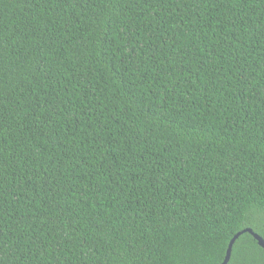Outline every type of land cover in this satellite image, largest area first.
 I'll list each match as a JSON object with an SVG mask.
<instances>
[{"label":"trees","instance_id":"1","mask_svg":"<svg viewBox=\"0 0 264 264\" xmlns=\"http://www.w3.org/2000/svg\"><path fill=\"white\" fill-rule=\"evenodd\" d=\"M262 207L264 0H0V264H222Z\"/></svg>","mask_w":264,"mask_h":264},{"label":"snow or ice","instance_id":"2","mask_svg":"<svg viewBox=\"0 0 264 264\" xmlns=\"http://www.w3.org/2000/svg\"><path fill=\"white\" fill-rule=\"evenodd\" d=\"M252 214H258L264 220V207L252 209ZM188 255V253H185ZM208 264H215V257L209 255ZM264 264V246L257 247L249 241H241L233 249H228L227 264ZM225 262V261H224Z\"/></svg>","mask_w":264,"mask_h":264},{"label":"water","instance_id":"3","mask_svg":"<svg viewBox=\"0 0 264 264\" xmlns=\"http://www.w3.org/2000/svg\"><path fill=\"white\" fill-rule=\"evenodd\" d=\"M240 234H236L232 240L230 241L229 245H228V248H227V251H226V256H225V259L224 261L222 262V264H226L227 263V260H228V249H229V252H230V249H231V246L233 244V242L235 241V239L239 236ZM254 238L257 240V243L259 244V246H264V241L258 237L257 235H253Z\"/></svg>","mask_w":264,"mask_h":264}]
</instances>
